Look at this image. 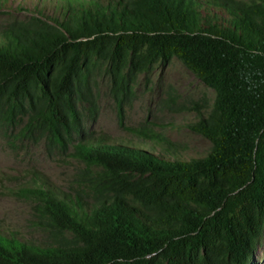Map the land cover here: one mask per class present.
Returning a JSON list of instances; mask_svg holds the SVG:
<instances>
[{"label": "trees", "instance_id": "1", "mask_svg": "<svg viewBox=\"0 0 264 264\" xmlns=\"http://www.w3.org/2000/svg\"><path fill=\"white\" fill-rule=\"evenodd\" d=\"M37 1L0 34V129L27 119L20 134L101 170L69 189L37 172L20 186L49 239L0 225V264H250L264 233V0ZM174 58L215 92L190 108L207 156H166L176 145L146 125L128 130L164 154L91 137L80 106L97 118L104 64L125 128L139 76Z\"/></svg>", "mask_w": 264, "mask_h": 264}, {"label": "rangeland", "instance_id": "2", "mask_svg": "<svg viewBox=\"0 0 264 264\" xmlns=\"http://www.w3.org/2000/svg\"><path fill=\"white\" fill-rule=\"evenodd\" d=\"M254 3L256 0H240ZM258 1V0H257ZM37 0L0 1V34L11 23L28 21L33 14ZM5 3V4H4ZM52 13V9L48 11ZM108 64L93 78V89L98 94L99 114L90 119L88 104L80 106L85 115V127L91 137L108 138L115 144L133 140L134 146L143 150L164 154L163 145L134 138L129 128L148 126L155 129L163 138L176 145V154H166L189 160L205 157L213 144L202 134L194 131L199 116L190 109L192 103L211 100L215 96L209 88L178 58L168 63H159L149 72L139 76L136 96L125 107V128L120 127L118 105L112 95L111 78ZM27 119L10 129H0V225L2 228L17 231L21 237L36 243L49 239L48 230L40 223L36 204L19 197V187L40 173L50 184L62 189L79 187L76 177L90 169L99 171L101 167L88 168L87 164L75 156L72 145L64 149L53 146L48 139L35 141L20 134ZM100 135V136H99ZM136 147V148H137ZM133 148V146H130ZM89 194H92L88 190ZM71 236V235H67ZM250 264H264V233L258 239L254 256Z\"/></svg>", "mask_w": 264, "mask_h": 264}]
</instances>
